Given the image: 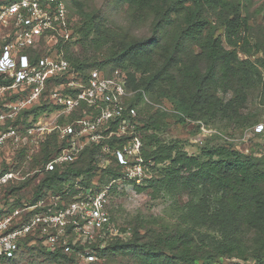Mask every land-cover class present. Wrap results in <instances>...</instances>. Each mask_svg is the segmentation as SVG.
Wrapping results in <instances>:
<instances>
[{
  "label": "rangeland",
  "instance_id": "obj_1",
  "mask_svg": "<svg viewBox=\"0 0 264 264\" xmlns=\"http://www.w3.org/2000/svg\"><path fill=\"white\" fill-rule=\"evenodd\" d=\"M66 1L74 30V39L67 47L66 55L88 67H100L108 74L114 68L122 69L128 75L126 103L136 108L137 116L126 132L117 135L121 140H116L114 148L109 142L113 136H109L93 148L85 149L73 162L76 167L86 168L84 180L82 177L73 178L54 191L62 193L65 189H72L69 200L79 192L88 196L106 191V207L126 238L133 237L138 230L140 235H145L153 233V229L165 230L175 226L186 212L190 194L184 192L173 197L163 193L153 198L151 189L138 192L135 186L145 183L153 175L151 165H140L136 155L126 152L127 164H124L118 153L121 146L132 143L135 137L142 141L143 147V132L139 127L159 110L162 121L158 135L166 141H179L191 154L199 153L206 144H215L230 145L243 153L264 158V128L261 132L256 131L258 124H264V0H234L241 3L239 12L245 19V35L249 39L247 44L245 40L239 41L237 51L239 60L249 61L242 66L248 81L242 85V95L237 96L234 89L223 87L218 79L207 83L204 87L207 99L217 100L225 112L213 118H188L184 122L180 121L184 115L179 105L188 103L195 86L191 77L186 78L182 72H207L208 60L203 45L208 37L218 38L226 49H230L224 22L232 10V3L223 9H207V25L200 40L189 37L182 48L175 51L174 39L178 32L194 33L186 20L193 12L188 4L168 10L161 0ZM163 19H173L174 22H162L157 29ZM138 41L149 43L132 55L122 57L125 46ZM243 47L251 53L242 51ZM53 115V108L40 107L27 116L26 122L49 119ZM62 144L60 137L52 135L43 137L40 149L32 154L21 148L8 151L12 167L19 172V179L14 181L28 182L24 187L20 184L13 188L15 205H20L23 199L34 202L44 188L49 189L42 183L47 175L43 167L50 156L47 154L59 150ZM93 149L95 154L92 156ZM77 181L82 182L78 184ZM255 230L250 227L247 236L253 237ZM256 262L255 259L224 258L221 264ZM0 264L88 263L74 253L66 257L53 256L34 246L19 253L14 260L0 259ZM89 264H132V261L128 256L107 251L99 253L98 260Z\"/></svg>",
  "mask_w": 264,
  "mask_h": 264
},
{
  "label": "built area",
  "instance_id": "obj_2",
  "mask_svg": "<svg viewBox=\"0 0 264 264\" xmlns=\"http://www.w3.org/2000/svg\"><path fill=\"white\" fill-rule=\"evenodd\" d=\"M73 39L66 0H0V257L13 258L28 243L90 263L117 237L126 238L106 207L104 190L88 196L79 192L69 200L70 188L62 193L44 188L34 202L23 199L15 205L5 189L20 182L14 181L19 172L9 150L32 154L43 137L58 133L63 144L45 163L43 172H49L135 122L137 110L126 103L128 75L120 68L84 73L65 53ZM45 105L55 110L53 117L24 122L30 110ZM76 111L81 114L70 118ZM263 128L260 123L256 131ZM141 149L135 137L118 149L119 159L127 164L125 152L134 154L144 166Z\"/></svg>",
  "mask_w": 264,
  "mask_h": 264
},
{
  "label": "trees",
  "instance_id": "obj_3",
  "mask_svg": "<svg viewBox=\"0 0 264 264\" xmlns=\"http://www.w3.org/2000/svg\"><path fill=\"white\" fill-rule=\"evenodd\" d=\"M161 2L168 10L180 4L182 6L188 4V8H193V12L186 20L194 29V33L178 32L174 39L175 51L180 50L189 37L200 40L207 25L205 19L207 9H223L232 3V10L224 22L230 49H226L218 38L208 37L205 40L203 46L208 60L207 72L201 74L198 70H183L182 74L186 78L191 77L195 91L187 104L179 105L184 115L180 119L181 122L188 118H213L224 113V106L217 100L207 99L204 87L218 79L223 87L234 89L235 94L241 96L242 85L248 82L243 67L249 61L239 60L237 55L239 41L245 40V44L249 42L245 35L246 22L239 12L241 3L234 0H161ZM162 22L173 24L174 20L163 19L157 24V29L162 26ZM86 36L88 38L89 34ZM146 43L149 41H138L125 46L122 57L132 55L133 52L144 48ZM242 51L251 53L244 47ZM67 58L84 73L94 69L82 62H75L68 56ZM40 107L47 105L36 106L28 113H34ZM79 114L81 111H76L70 118ZM19 121L18 119L17 122ZM161 121L159 110L139 127L143 132L144 142L141 149L142 164L151 165L153 175L145 183L135 186V189L138 192L151 189L153 198H158L163 193L174 197L188 192L190 199L185 205L186 212L182 214L180 222L172 228L153 229V233L145 235H140L138 230L133 237H117L116 241L111 242L102 252L123 254L129 257L132 264H221L224 258L255 259L256 264H264V158L243 153L230 145L215 144H206L199 153L191 154L179 141L161 139L157 133ZM52 135L60 137L56 132L48 136ZM116 140L121 138L113 136L109 141L111 147L116 146ZM54 153L49 152L47 155L52 156ZM94 154L93 149L91 155ZM73 162L45 172L47 175L42 181L43 185L54 189L73 178L82 177L84 180L86 168L76 167ZM27 183L20 181L7 185L5 188L7 194L12 193L15 186L21 184L24 187ZM250 227L256 228L253 237H248L246 233ZM34 246L53 256L69 255L62 251H50L43 244H31L19 253ZM18 254L13 258L0 259L14 260Z\"/></svg>",
  "mask_w": 264,
  "mask_h": 264
}]
</instances>
